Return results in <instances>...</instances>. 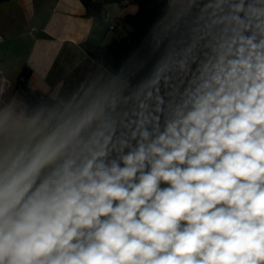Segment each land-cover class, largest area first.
Masks as SVG:
<instances>
[{"label":"clouds","instance_id":"1","mask_svg":"<svg viewBox=\"0 0 264 264\" xmlns=\"http://www.w3.org/2000/svg\"><path fill=\"white\" fill-rule=\"evenodd\" d=\"M169 4L131 90L0 104V264H264V0Z\"/></svg>","mask_w":264,"mask_h":264},{"label":"crops","instance_id":"2","mask_svg":"<svg viewBox=\"0 0 264 264\" xmlns=\"http://www.w3.org/2000/svg\"><path fill=\"white\" fill-rule=\"evenodd\" d=\"M169 3V0H168ZM133 0L105 5L101 18L87 15L82 0L0 1V104L24 108L18 85L22 66L31 69L26 80L36 95L57 97L65 84L83 91L90 84L115 81L131 90L133 86L96 62L85 45H103L125 36L132 27L123 21L138 11ZM110 25H113L110 28ZM119 28V36H108Z\"/></svg>","mask_w":264,"mask_h":264},{"label":"trees","instance_id":"3","mask_svg":"<svg viewBox=\"0 0 264 264\" xmlns=\"http://www.w3.org/2000/svg\"><path fill=\"white\" fill-rule=\"evenodd\" d=\"M8 1V0H0ZM124 0H82L87 15L101 18L105 5L110 2L123 3ZM139 5L134 14H127L123 21L132 29L120 38H113L109 43L85 45L88 54L99 64L133 87L145 78L154 65L166 52H179L189 35L190 16L180 15L177 5L170 6L168 0H133ZM162 41V43H160ZM31 69L23 65L18 79L24 106L28 109L41 104L51 106L59 101L68 102L77 93L82 92L70 84H65L57 97L48 94L36 96L27 86L26 80Z\"/></svg>","mask_w":264,"mask_h":264},{"label":"rangeland","instance_id":"4","mask_svg":"<svg viewBox=\"0 0 264 264\" xmlns=\"http://www.w3.org/2000/svg\"><path fill=\"white\" fill-rule=\"evenodd\" d=\"M121 33L120 29L119 28H116V29H110L109 30V33H108V36H119V34Z\"/></svg>","mask_w":264,"mask_h":264},{"label":"built area","instance_id":"5","mask_svg":"<svg viewBox=\"0 0 264 264\" xmlns=\"http://www.w3.org/2000/svg\"><path fill=\"white\" fill-rule=\"evenodd\" d=\"M104 16V15H103ZM102 16V17H103ZM113 27V25H110V28H112ZM4 39V35L1 33V31H0V41H2Z\"/></svg>","mask_w":264,"mask_h":264}]
</instances>
